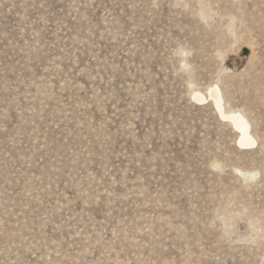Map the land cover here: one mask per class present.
<instances>
[{"label": "rangeland", "instance_id": "1", "mask_svg": "<svg viewBox=\"0 0 264 264\" xmlns=\"http://www.w3.org/2000/svg\"><path fill=\"white\" fill-rule=\"evenodd\" d=\"M228 205L264 216V0H0V264H260Z\"/></svg>", "mask_w": 264, "mask_h": 264}, {"label": "clouds", "instance_id": "2", "mask_svg": "<svg viewBox=\"0 0 264 264\" xmlns=\"http://www.w3.org/2000/svg\"><path fill=\"white\" fill-rule=\"evenodd\" d=\"M244 229H240V225ZM208 227L218 231L226 243H239L248 247L264 244V216L253 214L250 209L232 205L216 209ZM260 264H264L261 258Z\"/></svg>", "mask_w": 264, "mask_h": 264}, {"label": "bare ground", "instance_id": "3", "mask_svg": "<svg viewBox=\"0 0 264 264\" xmlns=\"http://www.w3.org/2000/svg\"><path fill=\"white\" fill-rule=\"evenodd\" d=\"M222 94L223 93L221 92V89L216 85V87H213L209 91L208 95H205L200 91H196L194 93V99L199 102H203L211 98L221 116L231 121L238 130L239 145L242 147L254 146L257 143V140L251 132L252 129L249 119H247L246 116L240 111H226Z\"/></svg>", "mask_w": 264, "mask_h": 264}]
</instances>
